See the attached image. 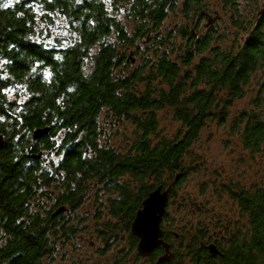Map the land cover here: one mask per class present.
Wrapping results in <instances>:
<instances>
[{
    "label": "trees",
    "instance_id": "16d2710c",
    "mask_svg": "<svg viewBox=\"0 0 264 264\" xmlns=\"http://www.w3.org/2000/svg\"><path fill=\"white\" fill-rule=\"evenodd\" d=\"M205 1L0 0V264H21L25 241L28 250L56 243L50 236L67 218L50 223L59 211L40 214L43 195L70 208L89 193L109 200L108 228L124 236L149 193L161 187L173 198L206 119L224 123L226 105L243 98L264 65V12L245 19L236 0H214L233 9L228 21L236 38L221 47L214 28L220 16ZM175 8L184 20L164 26ZM56 20L70 33V45L61 49L37 35ZM164 107L172 108L179 128L152 145L148 136L157 121L150 111ZM102 112L107 128L98 122ZM123 116L134 130L121 144L108 130ZM258 118L244 112L230 126L251 153H264V119ZM125 175L130 186L120 182ZM90 179L98 184H87ZM212 183L230 194L242 224L236 221L227 236L217 228L224 241L212 244L216 255L207 249L212 234L201 228L186 241L164 233L168 253L158 246L150 264H264L263 183L233 187L217 174ZM207 187L200 185L202 192ZM68 219L76 226L84 221L78 214Z\"/></svg>",
    "mask_w": 264,
    "mask_h": 264
},
{
    "label": "rangeland",
    "instance_id": "374dc122",
    "mask_svg": "<svg viewBox=\"0 0 264 264\" xmlns=\"http://www.w3.org/2000/svg\"><path fill=\"white\" fill-rule=\"evenodd\" d=\"M205 3L216 9L214 12H217L220 16V20H217L214 27L217 35L216 44L221 47H228L232 40L236 38L234 37L235 32L228 21L229 12L233 11L232 6L225 8L221 3L214 0H206ZM235 7L241 12L242 18L248 16L251 12H255L251 18L254 19L255 16L264 12V0H236ZM173 11L175 12L168 16L164 26L184 20L178 8ZM119 15L121 22L129 26V21L126 22V15L121 12H119ZM37 35L49 47L60 46L55 48L61 49L70 45L68 39L70 33L59 25L58 20L54 22V28L52 26L46 27L41 33L37 31ZM144 53L143 55H145ZM263 67L264 65L250 77L243 98L233 100L226 105L224 123L209 118L206 119L204 126L189 150L193 157H186L183 161L188 172L186 171L182 182L173 192V198L169 202L167 213L164 214V219L162 218V227L164 230L182 235L184 241H186L189 232L196 228H201L205 231V235L212 234V236L213 233L219 232L217 228H222V235L227 236L235 228L236 221L242 224L238 220L236 205L230 194L218 192L215 189L212 182L215 181L216 174L219 176L220 181L231 184L233 187L243 184L251 187L253 183H263L264 185V153H251L249 149L244 147L243 142L235 137L230 127L232 123L241 121L244 112H249L255 117L258 116V119H264ZM13 94V92H10L11 96ZM22 94L20 93L19 96L20 102L24 100ZM223 100V96L217 98L216 109ZM150 113H153L157 121L155 133L148 136L151 144L156 145L161 141L160 139H172L179 128L172 108L153 109ZM106 119L104 112L98 115L99 124L107 128L108 125L104 124ZM133 130L129 117H124L108 131L113 141L123 144L128 138L132 137ZM90 180L87 184H98L94 180ZM120 182L131 185L130 178L127 175L122 176ZM201 184H208L206 191H201ZM90 195L91 193L88 196ZM163 244L165 243L163 242Z\"/></svg>",
    "mask_w": 264,
    "mask_h": 264
},
{
    "label": "flooded vegetation",
    "instance_id": "af4514ba",
    "mask_svg": "<svg viewBox=\"0 0 264 264\" xmlns=\"http://www.w3.org/2000/svg\"><path fill=\"white\" fill-rule=\"evenodd\" d=\"M161 191L163 190L161 189ZM88 197V201L79 202L73 207V210L66 204H60L55 201L49 202L45 195L41 196V204L36 207L39 208L40 214L48 215V213L59 211L52 218H48V221L57 223L63 217L67 218V220L64 226L57 227L59 232L50 236L51 240L58 238L50 249L43 250L41 244H39L40 248L28 250L25 241L21 264H150L152 259H154L152 257L153 253L145 258L140 257L137 252L138 239L131 232L126 233V236H124L115 234L108 228V221L111 218L109 215V200H95L91 195ZM96 197H100V195ZM170 199L171 194L168 193L165 215ZM77 214L81 219H84L78 226H76L77 222L72 223L74 220L68 219ZM162 224L163 220L160 224L161 239L163 234L167 232L175 237V232L164 230ZM63 228L67 229V234L60 232ZM116 228L118 229V227ZM22 236L29 238L25 231ZM222 241H224L223 236L216 237V233H213V240L209 244H217L219 246Z\"/></svg>",
    "mask_w": 264,
    "mask_h": 264
},
{
    "label": "water",
    "instance_id": "95a60500",
    "mask_svg": "<svg viewBox=\"0 0 264 264\" xmlns=\"http://www.w3.org/2000/svg\"><path fill=\"white\" fill-rule=\"evenodd\" d=\"M47 131H41L35 134L46 135ZM161 187L155 189L148 194L147 198L142 202L141 208L136 212L131 225V233L138 239L137 252L140 257H148L158 246H164L165 253H168V248L161 241L162 231L160 224L165 214L167 207L169 189L161 191ZM209 253L219 254L214 245H208ZM168 256H163L157 263L167 261Z\"/></svg>",
    "mask_w": 264,
    "mask_h": 264
},
{
    "label": "snow or ice",
    "instance_id": "6c2138e0",
    "mask_svg": "<svg viewBox=\"0 0 264 264\" xmlns=\"http://www.w3.org/2000/svg\"><path fill=\"white\" fill-rule=\"evenodd\" d=\"M5 7H8V5H5ZM33 71H35V69H33Z\"/></svg>",
    "mask_w": 264,
    "mask_h": 264
}]
</instances>
